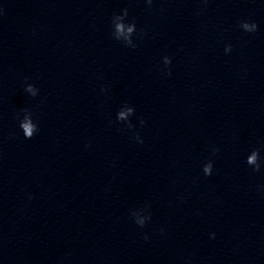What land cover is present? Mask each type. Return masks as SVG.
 Returning <instances> with one entry per match:
<instances>
[{
    "label": "clouds",
    "instance_id": "1",
    "mask_svg": "<svg viewBox=\"0 0 264 264\" xmlns=\"http://www.w3.org/2000/svg\"><path fill=\"white\" fill-rule=\"evenodd\" d=\"M149 3H151V0H148ZM241 27L245 30V31H248V32H255L256 29H257V25L256 23H247V22H242L241 23ZM124 30V26L122 24H118L117 25V31H123ZM133 31V28L132 27H129L128 28V32L131 33ZM225 51H231V45H228L226 48H225ZM165 63L168 64V63H171V61L169 60V58H165ZM170 74V72H169ZM123 113L120 114L121 118L123 117ZM143 122V121H141ZM23 129H24V136L25 138H28L30 139L31 136H32V125L31 123H24L22 125ZM254 159V157L252 158ZM251 162V160H250ZM205 171V175H211V165H208L207 167H205L204 169Z\"/></svg>",
    "mask_w": 264,
    "mask_h": 264
}]
</instances>
